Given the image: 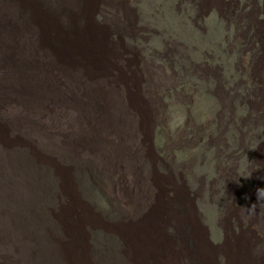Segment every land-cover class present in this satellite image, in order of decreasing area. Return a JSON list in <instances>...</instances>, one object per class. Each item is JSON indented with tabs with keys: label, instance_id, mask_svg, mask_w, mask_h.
<instances>
[{
	"label": "rangeland",
	"instance_id": "1",
	"mask_svg": "<svg viewBox=\"0 0 264 264\" xmlns=\"http://www.w3.org/2000/svg\"><path fill=\"white\" fill-rule=\"evenodd\" d=\"M0 264H264V0H0Z\"/></svg>",
	"mask_w": 264,
	"mask_h": 264
},
{
	"label": "bare ground",
	"instance_id": "2",
	"mask_svg": "<svg viewBox=\"0 0 264 264\" xmlns=\"http://www.w3.org/2000/svg\"><path fill=\"white\" fill-rule=\"evenodd\" d=\"M17 160V159H16Z\"/></svg>",
	"mask_w": 264,
	"mask_h": 264
}]
</instances>
